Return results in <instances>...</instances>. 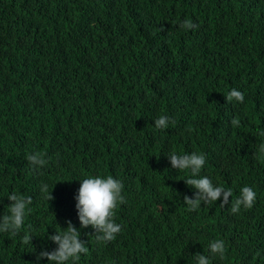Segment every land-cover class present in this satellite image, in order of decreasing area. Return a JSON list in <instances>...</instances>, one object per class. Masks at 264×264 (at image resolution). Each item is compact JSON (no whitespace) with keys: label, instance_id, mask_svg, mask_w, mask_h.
<instances>
[{"label":"trees","instance_id":"16d2710c","mask_svg":"<svg viewBox=\"0 0 264 264\" xmlns=\"http://www.w3.org/2000/svg\"><path fill=\"white\" fill-rule=\"evenodd\" d=\"M232 89L243 103L227 102ZM262 131L264 0H0V220L11 193L32 198L19 233L0 232V264H55L37 256L80 222L81 181L109 175L123 183L122 230L81 233L75 264H264ZM172 152L205 165L192 177ZM36 153L44 166L27 160ZM205 176L232 190L228 205L185 203L199 191L185 180ZM244 186L255 203L233 214Z\"/></svg>","mask_w":264,"mask_h":264},{"label":"clouds","instance_id":"9594fccd","mask_svg":"<svg viewBox=\"0 0 264 264\" xmlns=\"http://www.w3.org/2000/svg\"><path fill=\"white\" fill-rule=\"evenodd\" d=\"M31 3L22 4L20 9L29 6ZM181 27L185 29L195 28L196 25L189 20H185ZM227 102H232L234 99L237 102H244V94L236 89H232L226 95ZM169 118L167 116H160L155 120V126L158 129H165L168 127ZM234 126L239 124L238 119H233ZM37 130H33L28 134L30 136ZM259 135L264 136V131ZM259 152L264 154V144L259 146ZM170 158L172 168L178 171L190 170L191 176L196 177L199 175L200 170L206 162L205 155L193 152L192 154L179 155L172 152L168 155ZM27 160L34 167H42L46 164L45 159L40 153L30 154ZM187 185L194 186L199 191L196 193V198L191 199L187 196L184 197L185 203L191 210H195L200 206V203H212L218 201L223 197L222 205H228L232 190H225L222 186H214L208 177L203 178H189L185 180ZM79 184V182H75ZM42 191L45 193L47 199L52 200V193H48V186L43 185ZM11 201L9 204L8 212L5 213L0 220V232H8L13 235L19 233L24 225V219L28 205L32 203V198L24 197L13 192L8 196ZM78 209V216L80 222L73 224L70 220L65 223L66 228L63 232L57 231V234L50 235L49 239L58 244V248L49 252L47 250L41 251L37 259L47 258L49 262L55 264H66L72 261L75 264L79 261L80 254L87 253L88 248L85 246V241L81 239V233L90 234L97 233V241L109 242L115 239L116 235L122 230V226L115 221V210L118 205L125 202L123 195V183L109 175L91 176L81 181L76 196ZM256 200V192L249 186H244L241 189L240 196L231 203V213H237L241 206L250 209L253 207ZM33 235L26 233L22 241L24 244L32 242ZM210 252L213 255H219L221 259L225 256V243L223 240H216L209 245ZM197 264H210V260L203 254L197 253L195 255Z\"/></svg>","mask_w":264,"mask_h":264}]
</instances>
